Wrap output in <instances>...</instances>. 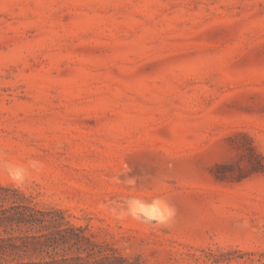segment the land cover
Instances as JSON below:
<instances>
[{"label":"rangeland","instance_id":"obj_1","mask_svg":"<svg viewBox=\"0 0 264 264\" xmlns=\"http://www.w3.org/2000/svg\"><path fill=\"white\" fill-rule=\"evenodd\" d=\"M0 185L25 261L264 264V0H0Z\"/></svg>","mask_w":264,"mask_h":264},{"label":"trees","instance_id":"obj_2","mask_svg":"<svg viewBox=\"0 0 264 264\" xmlns=\"http://www.w3.org/2000/svg\"><path fill=\"white\" fill-rule=\"evenodd\" d=\"M0 190L8 191V187L0 185ZM7 198L0 196V228L5 235L0 234V264H113L111 256L95 255L96 252L80 253L74 256L76 263H70L67 258L40 259L37 261H25L19 255V251H24L29 245L37 251H43V247L49 246L52 229L47 224H44L49 211L40 210L26 204H15L12 201L8 205H4ZM21 225L39 226L40 229H45V232L29 235L21 232ZM20 232L15 233L16 230ZM33 243V244H32Z\"/></svg>","mask_w":264,"mask_h":264},{"label":"clouds","instance_id":"obj_3","mask_svg":"<svg viewBox=\"0 0 264 264\" xmlns=\"http://www.w3.org/2000/svg\"><path fill=\"white\" fill-rule=\"evenodd\" d=\"M19 175V172L13 173L14 178H19ZM131 211L133 216H137L138 212L143 213L145 218L154 219L160 223H163L170 215V211L166 208L163 211L158 210L155 206H153L151 209H146L143 205L139 204L133 206Z\"/></svg>","mask_w":264,"mask_h":264}]
</instances>
